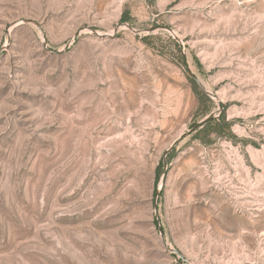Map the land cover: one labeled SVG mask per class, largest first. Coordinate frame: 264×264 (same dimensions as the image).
Wrapping results in <instances>:
<instances>
[{
  "label": "rangeland",
  "instance_id": "rangeland-1",
  "mask_svg": "<svg viewBox=\"0 0 264 264\" xmlns=\"http://www.w3.org/2000/svg\"><path fill=\"white\" fill-rule=\"evenodd\" d=\"M0 264H264V0H0Z\"/></svg>",
  "mask_w": 264,
  "mask_h": 264
},
{
  "label": "water",
  "instance_id": "water-1",
  "mask_svg": "<svg viewBox=\"0 0 264 264\" xmlns=\"http://www.w3.org/2000/svg\"><path fill=\"white\" fill-rule=\"evenodd\" d=\"M21 24H34L32 21H29V20H23V21H20V22H17V23H15V24H13L11 27H14V26H17V25H21ZM34 25H36V24H34ZM11 27H8L7 29H6V38H7V34H8V31H9V28H11ZM119 26H117L116 28H115V31L117 30V28H118ZM79 32L80 31H78L75 35H74V37L72 38V41H74V39L75 38H77L78 36H79ZM53 52H55V51H53ZM55 53H57V52H55ZM190 76H191V78L194 80V81H196L197 82V80L195 79V77L190 73ZM198 83V82H197ZM219 107H220V105H219ZM213 119V116L212 115H209V116H207L205 119H203L201 122H199V123H197V124H195L186 134H184L182 137H180V138H178V139H176L175 141H173V143L169 146V148L167 149V151L165 152V156L166 155H168V153L169 152H171L172 150H173V148L180 142V140L182 139V138H184V137H186V136H188L189 134H191V133H193L194 131H196L197 129H199V128H202V126H204L205 124H207V123H209L211 120ZM165 244V243H164ZM172 252L174 253V254H176V255H178V252H176V251H174V250H172ZM179 256V255H178Z\"/></svg>",
  "mask_w": 264,
  "mask_h": 264
},
{
  "label": "trees",
  "instance_id": "trees-1",
  "mask_svg": "<svg viewBox=\"0 0 264 264\" xmlns=\"http://www.w3.org/2000/svg\"><path fill=\"white\" fill-rule=\"evenodd\" d=\"M121 22H126V16H121ZM199 99L202 98L201 94H198ZM230 123L226 122L224 120V117L219 118L217 121L215 119H212L209 123L202 126L200 130H197L195 133V138L202 139V135H208L210 133L220 134V130L222 128L229 129ZM162 164V163H161ZM161 164L159 165L161 167Z\"/></svg>",
  "mask_w": 264,
  "mask_h": 264
}]
</instances>
